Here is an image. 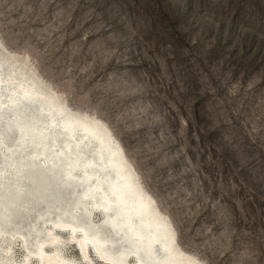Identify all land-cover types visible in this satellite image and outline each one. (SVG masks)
<instances>
[{"label": "rangeland", "instance_id": "obj_1", "mask_svg": "<svg viewBox=\"0 0 264 264\" xmlns=\"http://www.w3.org/2000/svg\"><path fill=\"white\" fill-rule=\"evenodd\" d=\"M0 40L72 108L109 124L184 249L204 264H264V0H0ZM73 198L35 218L43 239L56 212L81 209ZM81 201L110 232L98 204ZM7 232L0 255L37 264L36 245ZM59 234L63 255L87 264Z\"/></svg>", "mask_w": 264, "mask_h": 264}, {"label": "bare ground", "instance_id": "obj_2", "mask_svg": "<svg viewBox=\"0 0 264 264\" xmlns=\"http://www.w3.org/2000/svg\"><path fill=\"white\" fill-rule=\"evenodd\" d=\"M0 46L3 52L0 55V143L6 148L0 149V232H19L26 250L36 245L37 264H75L76 261L62 253L60 231L69 234L87 264H93L92 249L106 264H129L131 261L134 264H204L202 259L182 247L172 219L144 187L109 124L99 116L72 108L42 80L27 60L18 61L6 52L1 40ZM20 63L26 66L21 69ZM23 99L36 104L17 108V103ZM70 125H74L73 130L66 132ZM12 133H17L15 140ZM87 133H93L97 143H91L84 158L68 172V178L76 181V171H83L77 176L85 188L79 200L73 187L76 183L69 186L57 174L64 170L62 167L69 159L73 144L87 137ZM102 144L107 147L105 155L101 154L102 162L97 165L95 150ZM113 155L118 158H112ZM24 162L28 164L20 167ZM107 163L113 165V171H106ZM17 195L21 197L8 209L7 205ZM69 196H77L69 205L73 209L83 206L81 200L98 204V211L105 217L103 226L110 232L89 220L93 211L88 206L84 207L88 208L86 223L79 221L73 211L67 213L69 219L64 213L56 212L51 236L43 239L34 223L35 218L53 214L52 206H63ZM49 203L51 206L47 209ZM29 231L33 235L28 234ZM158 247L162 251L160 254L156 251ZM0 259V264H12L1 255ZM24 259L28 261L29 255ZM89 260L92 263H88Z\"/></svg>", "mask_w": 264, "mask_h": 264}, {"label": "water", "instance_id": "obj_3", "mask_svg": "<svg viewBox=\"0 0 264 264\" xmlns=\"http://www.w3.org/2000/svg\"><path fill=\"white\" fill-rule=\"evenodd\" d=\"M34 98H37V97H34ZM33 104H36V103H34L30 99H23L21 102L17 103V108H19L21 106H24V105L27 106V107H29V106H32ZM57 116H58V114H57ZM73 127H74V125L73 126L72 125L68 126V127H66L67 129L65 131L68 132ZM13 132L19 133L20 131L19 130H14ZM81 133L84 134V132H81ZM87 134H88L87 137L86 136H83V139L82 140H80L79 142H76V144H73L72 150H71V152L68 155L69 156V159L66 160V164L62 167L64 170L62 169L63 171L60 172L59 174H57V177H59L60 179L64 180L65 184H68L69 186H71V182L74 183V181H73V178L72 177L68 178L69 177V173L68 172L71 170L72 167H76V165L79 164V161L84 158V156L87 154V147H91L92 146L91 143H94V142L97 143V138H96V136L93 133H87ZM66 136H67V134H66ZM64 138H65V136L63 137V139ZM106 147H107L106 144H102V145H100V146H98L96 148V150H95V162H96L97 165L99 164V162H102L100 160L101 159L100 157H101V154L102 153L103 154L105 153ZM112 158L116 159V158H118V155H113ZM112 158L109 159V162H110V160ZM53 159H55V157H53ZM25 164H28V163L27 162H24V163L20 164L21 165L20 167H25ZM87 167H88V169L90 168L89 165ZM105 168H106V171H111V170L113 171L114 170L113 165H110L109 163H107V165H106ZM76 187H78V186H76ZM20 197H21L20 195L15 196L9 202V204L7 205V208L9 209L13 205H15L16 202L19 200ZM83 201H85V200H82V202ZM85 212H86L85 211V208L84 207H81V209L76 214H78L79 218L80 217H84V216H86L88 218V215ZM53 213H54V211H53ZM68 217L69 216L67 215V219H69ZM89 244H90L91 247L93 246L91 243H89ZM110 249H112V248H110Z\"/></svg>", "mask_w": 264, "mask_h": 264}]
</instances>
